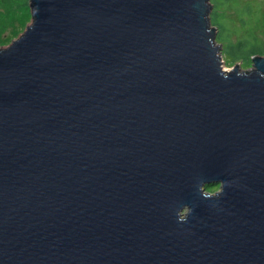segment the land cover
<instances>
[{
  "label": "water",
  "instance_id": "1",
  "mask_svg": "<svg viewBox=\"0 0 264 264\" xmlns=\"http://www.w3.org/2000/svg\"><path fill=\"white\" fill-rule=\"evenodd\" d=\"M209 1L30 0L0 49V264H264V54L224 70Z\"/></svg>",
  "mask_w": 264,
  "mask_h": 264
},
{
  "label": "rangeland",
  "instance_id": "2",
  "mask_svg": "<svg viewBox=\"0 0 264 264\" xmlns=\"http://www.w3.org/2000/svg\"><path fill=\"white\" fill-rule=\"evenodd\" d=\"M239 5L248 7L250 11V15L248 13H244L241 16V13H236L233 9L228 7L226 8V4L218 6L219 14L222 16V10H225V16L227 19L234 21L238 24V21L241 22L242 19L245 20L246 23L249 22L248 26L244 29L243 35H249L250 33H255L256 25L258 21H262V27L257 30L256 35L257 38L255 42L257 44V48L259 47L262 50V54H264V0H237ZM21 3V4H18ZM30 0L27 2H21V0H0V22L4 24V30L0 34V49L7 47L14 40H16L19 36L22 35L25 28L32 23V14L31 8L29 6ZM210 12H209V20L211 17V11L213 6L211 5V0L209 1ZM23 8H25L23 10ZM238 19V21H237ZM235 23H231L229 21V30H227V34L232 35L237 33L240 30V26H236ZM211 25V24H210ZM214 27L215 33H217V29ZM231 33V34H230ZM235 36H233V39ZM217 39V38H216ZM217 43L222 45V56H223V68L224 70H229L234 66H238L240 72L250 71L253 68L251 59H246V53L249 47L245 46L240 51L235 52L234 54H226L227 52V43L224 40L216 41ZM216 43V44H217ZM248 46H251V41H248ZM206 192L215 193L219 190V185H207L205 188ZM186 209L183 211L185 212Z\"/></svg>",
  "mask_w": 264,
  "mask_h": 264
},
{
  "label": "trees",
  "instance_id": "3",
  "mask_svg": "<svg viewBox=\"0 0 264 264\" xmlns=\"http://www.w3.org/2000/svg\"><path fill=\"white\" fill-rule=\"evenodd\" d=\"M21 2H27V0H21ZM224 2L226 4V8L229 5L230 8L233 9L236 13L240 12L241 16L244 13L245 14L248 13L250 15V11L248 10V7L246 6L247 4L244 6H241L239 5L237 0H211V5L213 6V8L211 11L210 24L215 26L217 29L215 40L216 41L224 40L227 43L226 54L227 53L230 55L234 54L235 52L240 51L245 46H247L249 47L247 52H245L247 60L251 59L252 56L262 55L263 53L262 50H260L259 47L257 48V44L255 42V39L257 38L256 32L262 27V21L255 22L257 23V25H256L254 34L250 33L248 36L243 35L242 37H240L244 33V29L248 26L249 22L246 23L244 19H242V21L239 22L237 19L238 24H236L234 21L226 18L225 10L220 11L222 12V16H220L218 6H220L221 4L223 5ZM18 4H21V3H18ZM24 9L25 8H23V10ZM229 21L231 23H235L236 26H240V30L237 33L232 34V35L227 34V30H229V25H228ZM3 30H4V24L0 22V34L3 32ZM233 36H235L234 39H233ZM248 41H251L252 43L251 46H248L247 44Z\"/></svg>",
  "mask_w": 264,
  "mask_h": 264
},
{
  "label": "built area",
  "instance_id": "4",
  "mask_svg": "<svg viewBox=\"0 0 264 264\" xmlns=\"http://www.w3.org/2000/svg\"><path fill=\"white\" fill-rule=\"evenodd\" d=\"M220 57H221V61L223 62V59H222V58H223V56H222V54H220ZM223 63H224V62H223Z\"/></svg>",
  "mask_w": 264,
  "mask_h": 264
},
{
  "label": "bare ground",
  "instance_id": "5",
  "mask_svg": "<svg viewBox=\"0 0 264 264\" xmlns=\"http://www.w3.org/2000/svg\"><path fill=\"white\" fill-rule=\"evenodd\" d=\"M208 19H209V15H208ZM209 22H210V20H209ZM20 37V36H19Z\"/></svg>",
  "mask_w": 264,
  "mask_h": 264
}]
</instances>
